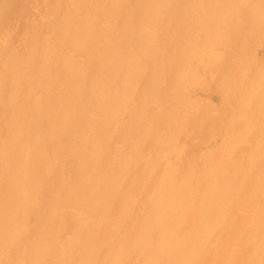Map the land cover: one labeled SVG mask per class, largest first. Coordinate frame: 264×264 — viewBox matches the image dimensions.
<instances>
[{"label": "bare ground", "instance_id": "1", "mask_svg": "<svg viewBox=\"0 0 264 264\" xmlns=\"http://www.w3.org/2000/svg\"><path fill=\"white\" fill-rule=\"evenodd\" d=\"M0 264H264V0H0Z\"/></svg>", "mask_w": 264, "mask_h": 264}]
</instances>
